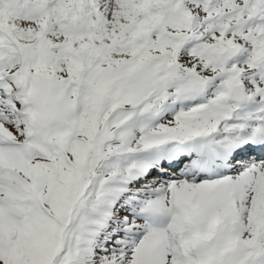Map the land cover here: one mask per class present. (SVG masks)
<instances>
[{"label": "snow or ice", "instance_id": "snow-or-ice-1", "mask_svg": "<svg viewBox=\"0 0 264 264\" xmlns=\"http://www.w3.org/2000/svg\"><path fill=\"white\" fill-rule=\"evenodd\" d=\"M0 264H264V0H0Z\"/></svg>", "mask_w": 264, "mask_h": 264}]
</instances>
